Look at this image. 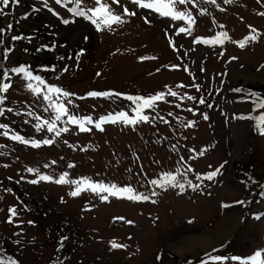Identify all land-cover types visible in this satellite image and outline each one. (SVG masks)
<instances>
[{"label": "rangeland", "instance_id": "obj_1", "mask_svg": "<svg viewBox=\"0 0 264 264\" xmlns=\"http://www.w3.org/2000/svg\"><path fill=\"white\" fill-rule=\"evenodd\" d=\"M101 2L123 23L98 28L95 0L0 4V87L9 85L0 91V236L13 252L0 246V264H241L231 256L256 250L264 262V184L253 177L264 174V108H249L231 88L264 85L263 5L187 0L178 3L184 16L173 19L133 0ZM224 8L213 25L197 30ZM34 55L54 64L38 66ZM21 66L70 95L44 85L35 94L28 85L37 81L12 73ZM129 95L163 99L145 108L146 119L101 123L123 112L132 117ZM55 104L67 112L59 120ZM250 160L238 180L232 162ZM166 177H175V186L160 187ZM9 179L38 203L33 214L13 197ZM135 196L142 198H129ZM217 232L205 250H180L187 239ZM60 237L77 250L67 242L64 256Z\"/></svg>", "mask_w": 264, "mask_h": 264}, {"label": "snow or ice", "instance_id": "obj_2", "mask_svg": "<svg viewBox=\"0 0 264 264\" xmlns=\"http://www.w3.org/2000/svg\"><path fill=\"white\" fill-rule=\"evenodd\" d=\"M187 2V0H133V3L137 4L139 7L141 8H146V9H151L155 12H157L158 14L162 15V16H171L173 19L176 18H180L183 17L184 14L183 13H176L173 11V7L175 4L179 3V4H185ZM57 3H60V0H57ZM95 3L97 5H99V7H96L95 9L91 10V15H92V23L96 24L98 28H100L101 24L104 25L105 27H111V25L113 23H123V21L121 20V17L119 15H114L110 9L108 8L107 5L103 4L101 2V0H95ZM113 3H119V0H113ZM0 4H3L4 6H7L9 4V0H0ZM75 12L76 15H84L83 12L81 11H76L75 9L73 10ZM125 15H135V13H129L128 9L124 10ZM189 22H191V18L189 17ZM180 31H185V29H181ZM224 36V38H226V34H222ZM255 37H249L248 39H254ZM220 42V37L217 38V40L212 41V43H217ZM247 43V40H245L243 43H241V47L244 46V44ZM18 73H23L24 76L29 79V80H34L37 81L38 84L37 86H33L32 84H29L28 87L35 93V94H39L40 93V85H44L47 89H48V93H55L57 94V96L59 95H64V96H68L70 95L69 93L63 92L61 89L56 88V87H52V86H48L45 84V82L42 80L41 77L39 76H33L32 73L30 71H28L25 67L21 66L19 69L14 70ZM9 85L5 84L3 85V87H0V91H7ZM89 95L91 96H97V95H108L107 93L104 94H100V93H90ZM171 95L175 96L176 93L172 92ZM252 95H255V93H253ZM44 99L46 101H49L51 103L50 100V96L48 94L44 95ZM129 99H132L131 97H129ZM138 100H141L143 98H137ZM163 99L162 95H158L154 98L151 99H143V104L144 106H151L152 103L154 102V100H160ZM189 99H192V97H189ZM201 103H203V100L200 101ZM0 103H2V100H0ZM261 108H264V102H261L259 105ZM54 107L56 108L57 111V116L56 119L59 120L61 115H66V109L63 105L60 104H55ZM0 115H2V113H0ZM141 119H146V117H140ZM207 118V117H205ZM117 119H125L127 120V117L125 116L124 113H121L119 117H117ZM69 122L71 123H77V121L74 118H70ZM88 123H91V119L89 118ZM129 123H135V121H128ZM47 123V122H45ZM101 123H103V121H101ZM259 125H264V116L259 117ZM97 127H99L100 125L97 124ZM55 125L54 123L51 124L48 128L49 131H52L54 129ZM81 128L83 130V125H81ZM66 130V129H65ZM260 133L261 135H264V127H260ZM14 139L16 140H21V137L16 136L14 137ZM213 176L215 175V173L212 174ZM211 178V177H209ZM41 179H48L47 177H41ZM58 183H63L64 180L63 178H61V180L57 181ZM175 182V177H166L164 183H161L159 186L160 187H164L166 184H172L173 186H175L174 184ZM153 183H156L155 181ZM181 188H183V185H179ZM93 190H95L96 186H92ZM79 188H77L76 192H73L72 195H77L79 192ZM102 191L105 192H110L111 194H115V192L112 191V189L109 188H103L101 187ZM123 191L125 192H130V189H124ZM129 198H133V199H141L142 197L140 196H135V197H129ZM13 214H15V210L13 209ZM257 219H259V217H256ZM113 248L116 247H120V245H117L115 243H113L112 245ZM261 256H262V252L261 251H257L252 257H249L247 261H243L241 260V258L239 257H232L231 259L233 260H241V264H248V262L250 261L251 264H264V262H261ZM214 261H223L227 258L225 257H214L212 258Z\"/></svg>", "mask_w": 264, "mask_h": 264}, {"label": "trees", "instance_id": "obj_3", "mask_svg": "<svg viewBox=\"0 0 264 264\" xmlns=\"http://www.w3.org/2000/svg\"><path fill=\"white\" fill-rule=\"evenodd\" d=\"M252 2L254 3V4H259V5H263V6H259L258 8H257V11H258V16L260 17V16H262L263 15V13H262V11H261V9H263L264 8V3L262 2V1H260V0H252ZM245 5V4H244ZM178 6H179V4L177 3V4H175L174 5V7H173V9H174V11L177 13L178 12ZM245 6H247V5H245ZM247 7H249V6H247ZM226 10H227V8H224V9H221V10H217V11H215L214 13H213V15H211L210 17H209V19H207V21H206V23H203L202 25L200 24V27H197V30L199 29V31H202V30H204V28H202V27H204L207 23H209V25L211 26V25H213L214 24V22H216L217 21V19H216V17H215V14H221L222 12H226ZM186 12L187 13H189L188 11H187V9H186ZM190 14V13H189ZM235 18H236V21H237V23L238 24H243V22H244V19L239 15V13H238V16H236L235 15ZM244 25V24H243ZM244 29H245V27H244ZM196 30V29H195ZM244 30H243V28L241 29V28H239L238 30H237V35H238V37H243L244 36ZM180 54H181V56H184L185 54H186V52L184 51V50H181L180 51ZM233 56H234V54H233ZM34 59H35V62H37L38 63V66L39 65H42V66H45V67H50L52 64H54V58L52 59V62L50 61L51 60V58H49V57H41V56H35L34 55ZM4 67V65L3 64H0V72H3V70H2V68ZM33 67V66H32ZM39 68V67H38ZM16 69H19V68H16ZM16 69H14V70H16ZM28 71H30L28 68H26ZM33 69H35V67H33ZM5 71L6 70H9L10 71V69H4ZM11 72V71H10ZM31 72V71H30ZM12 73H16V71H14V72H12ZM32 73V72H31ZM4 74V73H3ZM33 76H39V75H37L35 72H34V74H32ZM232 88V90H233V92H234V96L236 97V98H240L241 100H243L246 104H247V106L249 107V108H255V107H259V105H260V103L261 102H264V85H256V86H253V85H244V86H242V85H235V86H232L231 87ZM108 93V95H110V91H107ZM253 93H255V95H252ZM104 97H107V95H105ZM129 97H131L132 99H129ZM129 97L127 98L132 104H133V108H131L129 111L133 114V116L132 117H128L127 118V122L128 121H130V120H132V121H134L135 119H136V117L137 118H140L141 116L142 117H144V113H145V108L147 107H149V106H144V104H143V99H149V98H144V97H141L140 95H129ZM143 98V99H141V100H138L137 98ZM206 103H208V101H206ZM130 106L132 107V105L130 104ZM208 111H209V115L212 113V111L211 110H209L208 109ZM251 112V111H250ZM124 113V112H123ZM115 114H117V113H115ZM120 115H117V116H110V117H108V118H102L101 119V121H103V123H114V122H117V121H119L120 119H117V117H119ZM0 117H1V115H0ZM209 119H210V117H209ZM214 120V119H213ZM208 121V120H207ZM215 121V120H214ZM213 121V122H214ZM129 123V122H128ZM207 123H210V121H208ZM97 127V126H96ZM4 128H6V125L4 126L3 124H2V121H1V119H0V129H4ZM25 143H27L28 144V141H25ZM259 166H262L261 164L259 165ZM250 168H252V165H251V160H250V163H247V164H243V163H240V162H238V161H234V162H232V164H231V169H232V171H233V175L235 176V177H237L238 178V180L239 179H241L242 181H243V178H244V176L246 175V174H248L249 172H250ZM247 169V170H246ZM221 170V169H220ZM253 177H254V180H255V182H256V184H258V185H260V184H264V174L263 173H259L257 176H255L254 174H253ZM8 186H9V190H10V192H11V194L13 195V197L20 203V204H22V206H24V208L26 209V212L27 213H29V214H33L34 212H35V205H38V203H36V202H34V200L33 199H31V198H29L28 200H26V199H24L25 198V194L22 192V190H21V188H20V186L19 185H17V184H15V183H11V180L9 179L8 180ZM26 213V214H27ZM38 215H40L41 216V212L40 213H38ZM74 233H75V235H73V237H77L76 236V231H75V228H74ZM66 237H60V239H59V241L61 242V245L60 246H62V249H63V255L64 256H66V252H68L69 251V248H68V246H67V244L69 243L70 244V246H71V249H72V251L74 250V251H76L77 250V244L75 243V241L74 242H69V241H67L66 242ZM53 244H54V247H58V239L57 240H55V241H53ZM0 246H1V248L3 249V248H7L8 250H10L11 251V249H10V247H9V245H8V243H7V241H5L4 239H3V237L2 236H0ZM0 248V249H1ZM11 253L13 254V252L11 251ZM231 257H242V256H240V255H232ZM17 260V259H16ZM0 262L2 263V260L0 259Z\"/></svg>", "mask_w": 264, "mask_h": 264}, {"label": "bare ground", "instance_id": "obj_4", "mask_svg": "<svg viewBox=\"0 0 264 264\" xmlns=\"http://www.w3.org/2000/svg\"><path fill=\"white\" fill-rule=\"evenodd\" d=\"M218 233V232H217ZM220 233H218L216 235V237H196V238H192V239H187L186 243H184L181 247L180 250L182 251L183 249H195V248H199L201 250H205L208 247H211V245H213L214 243H216L217 241H215L218 237H219ZM213 236V235H212ZM219 239V238H218ZM180 244V243H179ZM191 251V250H190ZM189 252V251H188Z\"/></svg>", "mask_w": 264, "mask_h": 264}]
</instances>
